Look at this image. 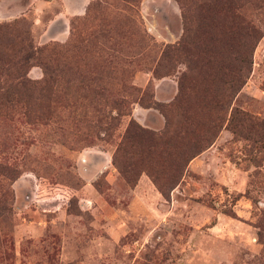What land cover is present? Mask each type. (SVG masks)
I'll return each mask as SVG.
<instances>
[{"label": "rangeland", "instance_id": "rangeland-1", "mask_svg": "<svg viewBox=\"0 0 264 264\" xmlns=\"http://www.w3.org/2000/svg\"><path fill=\"white\" fill-rule=\"evenodd\" d=\"M204 1L0 0V51L24 41L35 52L29 96L0 68V91L16 98L0 105V264H264V126L225 123L166 197L146 172L132 185L113 164L130 120L162 131L154 102L175 97L187 62L158 63ZM241 3L262 36L232 106L264 123V0ZM48 74L55 99L39 119ZM93 94L114 120L87 111Z\"/></svg>", "mask_w": 264, "mask_h": 264}, {"label": "trees", "instance_id": "trees-1", "mask_svg": "<svg viewBox=\"0 0 264 264\" xmlns=\"http://www.w3.org/2000/svg\"><path fill=\"white\" fill-rule=\"evenodd\" d=\"M242 5L241 0H205L200 9L197 6L190 14L183 12V34L176 44L165 47L158 63L163 69L173 67L175 62H187V69L178 77L175 97L168 103L154 102L165 118L164 127L156 132L130 120L113 154V164L130 184H135L138 176L146 172L166 197L179 183L188 163L213 144L225 123L231 128L245 123L264 126L249 113L232 106L251 70L252 50L262 36L254 23L241 13ZM81 44L85 50L77 59L86 63L87 56L83 54L88 50ZM8 48L11 50L0 51V68L6 69L11 77L15 74L17 81L14 87L18 95L27 90L29 96L34 83L26 77V71L35 53L33 47L21 41L18 49ZM90 55L88 59L93 56V61L100 62L99 65L107 67L113 75H118V71L122 77L125 75L123 68L110 65L95 54ZM10 63L15 64L14 72ZM56 80L50 74L44 80L47 102L41 115L36 116L39 119L49 118L45 113H50L53 108L52 83ZM122 88L126 87L123 85ZM96 94L101 95L102 92L97 90ZM90 98L83 103L88 107L87 111L94 110L106 120L115 119L98 108L100 102L94 100V94ZM0 99L3 100L1 106L13 104L15 92L0 91ZM3 169L0 166V174Z\"/></svg>", "mask_w": 264, "mask_h": 264}]
</instances>
